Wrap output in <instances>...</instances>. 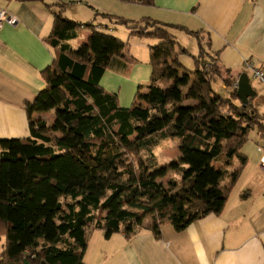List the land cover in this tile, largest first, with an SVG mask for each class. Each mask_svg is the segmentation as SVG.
<instances>
[{
  "label": "trees",
  "instance_id": "trees-1",
  "mask_svg": "<svg viewBox=\"0 0 264 264\" xmlns=\"http://www.w3.org/2000/svg\"><path fill=\"white\" fill-rule=\"evenodd\" d=\"M121 1L153 6L155 0ZM64 11L54 13L47 38L55 52L42 72L47 86L27 105L30 120L53 111L54 121H30L29 138L0 141V264H86L95 230L107 237L131 238L143 229L160 236L164 225L181 231L220 215L247 165L242 149L250 131L257 128L264 137L258 94L244 105L238 89H231L232 77L224 79L231 91L215 94L212 81L221 68L202 46V30L151 17L117 18L132 34L160 40L150 48V80L138 87L148 106L125 108L100 83L113 61L132 62L126 44L92 22L66 18ZM168 28L198 38L194 70L179 63L178 52L187 50ZM85 31L91 37L75 50L70 42ZM208 57L218 69L215 63L206 67ZM167 139L181 143L182 164L171 165L182 180L165 185L159 179L172 167L162 164L156 149ZM235 160L240 167L230 171Z\"/></svg>",
  "mask_w": 264,
  "mask_h": 264
},
{
  "label": "crops",
  "instance_id": "crops-1",
  "mask_svg": "<svg viewBox=\"0 0 264 264\" xmlns=\"http://www.w3.org/2000/svg\"><path fill=\"white\" fill-rule=\"evenodd\" d=\"M80 1L0 0V10H6L17 20L16 25L5 24L0 30V141L29 138L30 121L46 120L50 124L54 121L53 111L34 113L30 120L27 105L47 86L42 72L55 58L47 38L52 34L54 13L60 12L56 5L66 10ZM150 7L153 19L202 30L219 67L230 72L234 82L247 73L254 88L252 80L258 79L245 64L253 62L264 70V0H155ZM66 14L64 11V16L70 19ZM91 35L90 31H85L70 44L73 47V43L80 42L83 46ZM127 68L122 62L113 61L100 84L109 72L124 74ZM147 69L142 67L141 72L152 73V68ZM143 80H147L146 77L137 74L133 81L141 83ZM137 93L138 88L132 105L146 108L145 95ZM142 101L145 105L140 103ZM258 103L256 99V107ZM244 154L248 164L220 215H210L181 231L164 225L160 236L143 229L131 238L124 233L107 237L105 231L95 230L88 238L84 262L264 264V170L261 167L264 148L258 141L248 144Z\"/></svg>",
  "mask_w": 264,
  "mask_h": 264
},
{
  "label": "rangeland",
  "instance_id": "rangeland-1",
  "mask_svg": "<svg viewBox=\"0 0 264 264\" xmlns=\"http://www.w3.org/2000/svg\"><path fill=\"white\" fill-rule=\"evenodd\" d=\"M139 1V0H136ZM56 7L60 10L62 7L58 4ZM66 15H69L73 21L83 22V23H93L98 27L99 30L108 32L117 38H119L124 44L127 46V50L125 54L127 58L132 62H127V71L123 74L121 73H113L109 72L102 80V84H100L106 91L111 92L113 89H117L115 93L118 95L119 104L122 107L130 108L133 104V100L139 85H146L151 77V72L146 75L144 72H141V68L151 69L150 65V48L159 44L160 40L153 37H139L136 34L131 33V29H129L125 24H117L115 21L117 18H122L127 21H140L143 17H154L153 9L150 6H144L139 4L138 2H124L121 0H81L80 2H76L74 6L71 8L67 7L65 10ZM104 14H109L113 18L104 16ZM68 17V16H67ZM156 20L162 21L164 23H168V21L160 20L156 18ZM178 24V23H176ZM180 25V24H179ZM189 29L195 31L193 26H187ZM168 30L175 36L176 40L179 42L180 46L187 50L186 53H182L179 51L178 60L179 63L182 64L185 68L189 70L195 69L194 57L198 56L200 49V44L197 37L189 35L186 31L182 29L168 28ZM200 42L202 46L207 49V52L212 54L210 51V47L208 46V37L204 33L200 34ZM80 42L73 43V48L75 50L79 49ZM214 56V55H213ZM171 57V56H170ZM174 56L170 58L171 61L174 60ZM135 59V60H134ZM209 63L206 64L207 68H211V64H214L215 69L217 68L216 61H212V58L208 57ZM136 61H139L138 64L133 65ZM174 64V63H173ZM218 69V68H217ZM139 71V72H137ZM219 74L214 73L215 77L212 81V87L215 94L220 96H226L227 92L229 93L231 89H233V85L230 87L226 86L224 83V79L230 80V77H233L230 72L225 69H219L217 71ZM143 74L147 80H143L139 82H134L135 75ZM231 81V80H230ZM239 81V80H238ZM234 81H232L233 83ZM236 82V81H235ZM254 84V88L256 89L258 97L257 101V109L260 114H264V85L262 82L258 80H252ZM262 83V84H261ZM234 84V83H233ZM109 89V90H107ZM136 90V91H135ZM142 98V96L140 97ZM145 105L144 101L140 102ZM193 104L200 109V103L193 102ZM53 122V120H51ZM260 143V147L264 148V137L259 135L258 129L254 128L249 133L248 141L245 147L248 144H253L258 142ZM251 142V143H249ZM244 147V148H245ZM244 148L242 152L244 153ZM181 143L178 140H164L161 142L160 147L156 149V154L161 160L162 164L166 167L171 166L172 170L167 168V174L165 177H161L159 179L165 185H168L171 179L176 182H181L182 175L178 169L174 168V164L171 163L176 162L175 164L181 165ZM245 155V154H244ZM261 167L264 170V164L261 162ZM248 164V162H247ZM240 167L239 160H235V164L230 168V171L236 170ZM241 184V183H240ZM148 222V221H147ZM4 239L0 240V252L3 249Z\"/></svg>",
  "mask_w": 264,
  "mask_h": 264
},
{
  "label": "built area",
  "instance_id": "built-area-1",
  "mask_svg": "<svg viewBox=\"0 0 264 264\" xmlns=\"http://www.w3.org/2000/svg\"><path fill=\"white\" fill-rule=\"evenodd\" d=\"M17 20L6 10H0V30L5 24L14 26L16 25ZM246 68L253 73V76L258 79L260 82L264 83V70L256 68L253 62H246ZM233 88L238 89V80L234 82ZM264 164V158L262 160Z\"/></svg>",
  "mask_w": 264,
  "mask_h": 264
},
{
  "label": "water",
  "instance_id": "water-1",
  "mask_svg": "<svg viewBox=\"0 0 264 264\" xmlns=\"http://www.w3.org/2000/svg\"><path fill=\"white\" fill-rule=\"evenodd\" d=\"M257 94L250 83V78L247 73H243L238 81V97L240 101L246 105L249 103V99L255 97Z\"/></svg>",
  "mask_w": 264,
  "mask_h": 264
}]
</instances>
